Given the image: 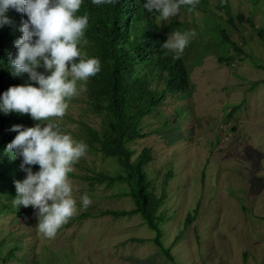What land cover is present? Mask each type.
Segmentation results:
<instances>
[{"label": "rangeland", "instance_id": "obj_1", "mask_svg": "<svg viewBox=\"0 0 264 264\" xmlns=\"http://www.w3.org/2000/svg\"><path fill=\"white\" fill-rule=\"evenodd\" d=\"M222 2L231 18L229 6L209 0L207 9L182 6L171 21L158 20L167 38L173 31L197 32L182 56L190 89L167 93L143 118L145 135L130 143L135 152L152 147L146 170L155 191L171 176L160 212L162 241L173 258L151 241L155 231L139 214L97 215L133 207L130 197L116 196L120 184L91 186L69 176L78 208L85 194L92 204L54 239L38 232L31 206L0 214L2 251L15 248L7 264H264V0ZM100 121L84 92L69 101L64 117L48 123L82 141L79 124L100 127ZM115 168L113 159L90 152L74 165L80 174ZM84 212L91 214L81 218ZM189 212L196 214L185 225Z\"/></svg>", "mask_w": 264, "mask_h": 264}, {"label": "trees", "instance_id": "obj_2", "mask_svg": "<svg viewBox=\"0 0 264 264\" xmlns=\"http://www.w3.org/2000/svg\"><path fill=\"white\" fill-rule=\"evenodd\" d=\"M145 3L146 0H117L111 5L96 6L92 0H83L77 13L89 15V26L85 31L89 43L78 47L85 59L98 57L102 64V71L89 78L86 91L90 107L101 118L100 127L81 122L78 126L80 138L88 145V152L101 153L113 159L116 168L85 174L74 170L69 176L85 179L91 186L96 183L120 184L122 190L116 196L130 197L133 207L105 208L97 215L139 214L155 231L151 241L172 259L169 248L162 241L161 225L164 220L160 212L168 195L167 185L171 176L167 174L161 190L155 191L146 170L153 158L152 147L144 146L135 152L130 143L145 135L141 126L143 118L162 104L167 93L189 91L191 78L184 58L174 59L173 53L162 47L167 37L158 23L159 14L145 9ZM208 4L209 0H200L195 9H207ZM221 5L229 6L220 0ZM226 12L231 18L230 6ZM6 15L11 23L0 27V96L10 86L28 83L38 86L29 79L28 73L14 75L10 63L16 53L14 42L22 35L19 28L27 16L15 8H10ZM238 16L243 17L241 13ZM225 39L232 41L227 36ZM232 43L237 50L240 48L237 43ZM225 60L230 63V59ZM36 123L28 114H5L0 111V214L24 211L23 205L17 207L13 203L17 195L15 182L23 181L27 175L20 168L22 158L13 159L4 151L17 135L11 128L15 124L32 127ZM37 169L39 165L32 166V170ZM197 209L198 206L195 212ZM90 214L84 212L80 217ZM195 214L189 212L186 215L185 225L194 219ZM5 243V239H0L2 264H7V260L15 255V248L2 251Z\"/></svg>", "mask_w": 264, "mask_h": 264}, {"label": "clouds", "instance_id": "obj_3", "mask_svg": "<svg viewBox=\"0 0 264 264\" xmlns=\"http://www.w3.org/2000/svg\"><path fill=\"white\" fill-rule=\"evenodd\" d=\"M116 2L92 0L96 6ZM199 2L146 0L144 8L155 11L158 20L166 22L178 16L182 6L192 11ZM82 3L83 0H0V27L11 23L6 15L10 8L27 16L19 28L22 35L14 42L16 53L10 62L13 74L28 73L29 79L38 85L10 86L0 96V111L28 114L37 121L32 127L13 125L11 131L17 135L4 150L13 159L22 158L20 168L27 174L23 181L15 182L17 195L13 203L17 207L31 206L38 232L49 239H54L80 209L86 210L92 204L85 194L78 208L69 178L74 165L87 155L88 145L48 123L52 117H64L69 101L86 92L89 78L102 71L100 59H85L78 47L89 43L85 37L89 15H77ZM196 38L194 29L173 31L162 47L173 53L174 59H180ZM35 165H39V171L33 172Z\"/></svg>", "mask_w": 264, "mask_h": 264}]
</instances>
